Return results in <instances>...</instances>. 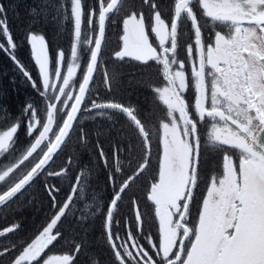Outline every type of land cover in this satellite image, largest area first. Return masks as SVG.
Masks as SVG:
<instances>
[{"label":"snow or ice","instance_id":"obj_1","mask_svg":"<svg viewBox=\"0 0 264 264\" xmlns=\"http://www.w3.org/2000/svg\"><path fill=\"white\" fill-rule=\"evenodd\" d=\"M29 15L35 75L16 55L0 0V50L39 98L16 118L0 108L11 121L0 128V214L30 206L37 184L49 212L30 235L20 221L0 227V264H76L95 219L111 264H264V0H170L166 11L161 0H36ZM49 18L67 48L53 52L31 31ZM117 25L118 50L108 52ZM126 63L156 67L147 109L114 98ZM98 117L110 123L93 138L86 122ZM73 137L105 175L90 214L77 215L90 168L81 152L55 166ZM51 178L66 182L63 200ZM142 178L151 216L133 188Z\"/></svg>","mask_w":264,"mask_h":264},{"label":"trees","instance_id":"obj_2","mask_svg":"<svg viewBox=\"0 0 264 264\" xmlns=\"http://www.w3.org/2000/svg\"><path fill=\"white\" fill-rule=\"evenodd\" d=\"M4 1V0H2ZM36 2V0H14L12 6L7 8V22L9 28L13 34L14 39L18 42L19 47L16 50V55L25 64L26 68L30 70L34 75L36 73V67L30 55V45L26 42L25 35L29 31L30 21L33 18L29 15V8ZM70 29V25H69ZM31 31L43 33L49 40L50 48L53 50L58 47L67 48L68 39L66 36L61 37L57 35V28L49 18V20H38L31 24ZM120 29L111 27L107 36L108 44L107 51L112 52L118 50V35ZM4 37L0 36V40ZM122 76V83L116 92L115 99L121 101H130L132 104H139L143 108L147 109L152 103L153 94L149 90V85L159 86L161 79L158 76L155 66L144 68L134 63H126L120 69ZM37 100L34 90L30 87L29 83L22 73L17 69L15 63L10 57L0 50V108L6 110L7 114H10L12 118L19 116L21 109L23 108L26 100ZM11 121H5L3 114H0V128H5ZM110 122L107 121L106 117H98L95 122L87 121L86 125L91 133L92 137L95 138L97 129L103 130V127H107ZM19 143L22 145L25 143L24 128L22 127L18 133ZM95 140L93 139V143ZM100 143L105 151L110 150V144L108 139L100 137ZM73 151L81 152L80 147L76 144V137H73L72 141L69 142L68 148L64 153L61 154L60 158L56 161V167L64 162L65 158ZM154 153L156 149H153ZM97 159L95 151L90 157L87 151L81 152V162L86 165H90V168L84 169L86 173L85 177V199L78 205L77 215L81 212L90 214V210L95 207L93 197L98 201L106 196L105 190V175L102 170L95 169L93 161ZM218 163V160H217ZM155 167V163L153 164ZM216 167L211 160L202 172L203 183L200 186V191L197 193V199L202 197L203 190L207 185L208 178L213 168ZM89 172H90V184L89 183ZM149 175L148 173L145 174ZM58 187H61V193L58 199L63 200L67 189V184L62 178H51ZM39 189L36 192L31 191V195H26L24 200L35 197L32 204H22L14 213H3L0 214V227L11 224L14 220L20 221L24 231L20 233L21 236L30 235L33 230L43 223L46 214L49 212L48 208V197L43 191L42 186L37 184ZM139 197V202L143 210H145L146 216L152 215V206L146 202L145 196V184L144 179L138 181L137 185L133 186ZM124 212H128V209H123ZM195 209H193V215H195ZM6 216V218H2ZM101 220L95 219L93 229H89V235L85 239V247L79 254L76 264H93V261L99 260L100 264H111V257L109 249L105 245V241L100 237ZM29 231V233H26ZM79 240V237H77ZM70 247H62L58 245L53 249V252L59 253L63 251H70ZM7 264V260H5Z\"/></svg>","mask_w":264,"mask_h":264},{"label":"flooded vegetation","instance_id":"obj_3","mask_svg":"<svg viewBox=\"0 0 264 264\" xmlns=\"http://www.w3.org/2000/svg\"><path fill=\"white\" fill-rule=\"evenodd\" d=\"M170 3V0H161V6L162 8L166 11L168 4ZM180 57L183 58L184 57V53L181 51L180 53ZM6 264V263H5Z\"/></svg>","mask_w":264,"mask_h":264},{"label":"bare ground","instance_id":"obj_4","mask_svg":"<svg viewBox=\"0 0 264 264\" xmlns=\"http://www.w3.org/2000/svg\"><path fill=\"white\" fill-rule=\"evenodd\" d=\"M13 1H14V0H4V1H2V2L5 3L6 9L8 8V10H9V8H10V7L12 6V4H13ZM26 233H29V231H27Z\"/></svg>","mask_w":264,"mask_h":264},{"label":"rangeland","instance_id":"obj_5","mask_svg":"<svg viewBox=\"0 0 264 264\" xmlns=\"http://www.w3.org/2000/svg\"><path fill=\"white\" fill-rule=\"evenodd\" d=\"M50 182L53 183V181H50ZM38 189H39V186L38 187L34 186V188L31 191L36 192Z\"/></svg>","mask_w":264,"mask_h":264}]
</instances>
